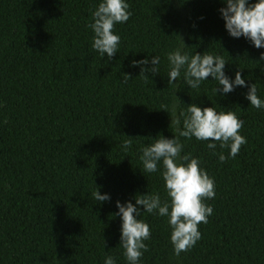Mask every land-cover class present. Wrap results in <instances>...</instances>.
<instances>
[{"label": "trees", "instance_id": "obj_1", "mask_svg": "<svg viewBox=\"0 0 264 264\" xmlns=\"http://www.w3.org/2000/svg\"><path fill=\"white\" fill-rule=\"evenodd\" d=\"M100 2L0 0V264H105L107 256L129 264L116 201L170 200L162 161L148 173L142 149L178 135L172 118L182 128L192 103L234 111L247 143L233 158L219 142L213 154V141L180 137L181 155L199 158L215 180L205 201L214 211L198 225L201 239L177 256L169 218L138 206L151 231L138 264H264V108L250 104L247 87L217 94L211 76L190 88L184 69L168 84L169 53L206 52L225 59L232 80L240 71L255 83L264 101V48L228 33L224 0H126L132 14L115 25L121 41L109 59L92 48ZM152 56L158 73L141 75L133 61ZM97 186L110 200L94 199Z\"/></svg>", "mask_w": 264, "mask_h": 264}, {"label": "clouds", "instance_id": "obj_2", "mask_svg": "<svg viewBox=\"0 0 264 264\" xmlns=\"http://www.w3.org/2000/svg\"><path fill=\"white\" fill-rule=\"evenodd\" d=\"M224 3L226 7L221 8L220 12L228 33L234 38L243 36L249 39L257 49L264 48V0L251 4L248 0H224ZM129 7L126 0H101L92 13L94 22L89 24L94 33L92 48L101 56L107 54L111 59L118 52L121 37L113 29L116 24L129 20L132 14ZM260 59L264 60V53H261ZM168 61L171 65L169 85L180 78L181 70L184 69V79L190 88L198 89L201 82L211 76L222 86L214 88L217 94L230 93L236 86L247 87L246 99L250 104L257 109L264 108V101L257 95L256 84H247L240 71L235 73L234 80L228 77L224 71L227 62L221 56L197 52L189 57L176 50L168 54ZM149 63L151 68L146 67ZM159 63L158 56H152L150 61L148 58L133 61L134 66H141V75L149 71L158 73ZM129 78L130 74L124 73V82ZM181 116H184L182 128L179 118H172L171 123L177 125L178 135L173 138L160 135L153 143L143 147L141 156L143 167L148 173L156 172L158 163L162 161V177L170 200L162 202L160 195L153 193L136 195L135 204L131 201H116L119 211L115 215L122 219L120 244L129 264H138L148 248L144 241L151 236L149 225L137 218L141 214L138 206H143L144 212H157L158 215L169 218L168 223L172 228L170 241L177 256L188 251L201 239L198 225L206 224L214 211L205 201L216 195L215 180L200 167L199 158L191 154L181 155L184 145L180 137L191 139L194 136L200 141H213L207 144L213 154H216V142H219L221 149L230 148L229 156L233 158L240 151L241 145L247 143L246 138L240 134L243 121L234 111L217 112L214 106L201 108L192 103L189 104L187 115L182 112ZM131 145L132 140L128 139L122 147L127 152ZM218 158L224 162L228 157L220 152ZM92 195L99 202L110 200L108 194L99 192L98 186ZM105 264H116V259L107 256Z\"/></svg>", "mask_w": 264, "mask_h": 264}]
</instances>
